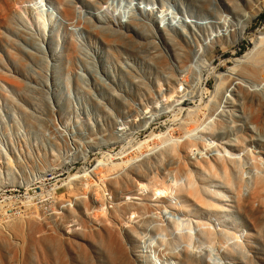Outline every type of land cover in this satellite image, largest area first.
Instances as JSON below:
<instances>
[{"label": "rangeland", "instance_id": "1", "mask_svg": "<svg viewBox=\"0 0 264 264\" xmlns=\"http://www.w3.org/2000/svg\"><path fill=\"white\" fill-rule=\"evenodd\" d=\"M212 1L219 26L195 0H0V264H264V72L245 73L264 58V0ZM100 26L147 48L118 51ZM166 31L196 51L184 70ZM158 48L183 82L176 96ZM207 121L195 133L236 163L183 137ZM102 170L116 176L103 203ZM73 184L92 194L62 212Z\"/></svg>", "mask_w": 264, "mask_h": 264}, {"label": "bare ground", "instance_id": "2", "mask_svg": "<svg viewBox=\"0 0 264 264\" xmlns=\"http://www.w3.org/2000/svg\"><path fill=\"white\" fill-rule=\"evenodd\" d=\"M196 2H198L199 3V7H200V9H201V11L204 13V17H207L208 19H212L213 20V22H212V24L213 25H215V26H219L221 23L219 22V20H224V19H222V15L220 14L221 13V9H222V3L221 2H219V1H212V0H195ZM231 1H233V0H231ZM35 7V8H34ZM37 8H36V5H32V9H30L32 12H36L37 10H36ZM141 10L142 9H140V14H141ZM146 11H148V10H146ZM150 11H152L153 12V9H151ZM80 12V11H79ZM142 13L144 14V10L142 11ZM40 14V13H39ZM139 14V15H140ZM130 15L131 14H129L128 16L130 17ZM137 15V14H136ZM133 16H135L134 14H133ZM132 15H131V18H130V20L132 19V17H133ZM169 15H168V13L166 12V11H162L161 12V18H163V19H166L167 17H168ZM134 18H136L137 19V17L135 16V17H133V20H127V21H130V23H128L129 24V26H130V28H132V27H138V29L139 30H141L142 32H143V34H146L148 37L150 36V33H152V32H149L148 33V31H146L147 30V28H148V26H146V25H148V24H140V23H143V22H140L138 19V21L136 20L135 21V19ZM139 18V17H138ZM141 18V17H140ZM139 18V19H140ZM169 20V19H168ZM211 20V21H212ZM77 21V20H76ZM126 21V22H127ZM207 21H209V20H207ZM123 23V22H122ZM226 23V22H225ZM224 23V24H225ZM124 24V23H123ZM210 24V23H209ZM208 24V22H206V23H201V27L202 28H210V26H211V24H210V26H208L209 25ZM145 25V26H144ZM239 25V24H238ZM237 25V26H238ZM103 26V25H102ZM101 27V26H100ZM100 27H98V28H100ZM147 27V28H146ZM150 27V26H149ZM228 27V26H227ZM227 27H225L226 28V30L228 31V28ZM211 28H213L212 26H211ZM241 28V27H240ZM101 29V31L102 32H99L101 35H103V36H105V38H107V40H109L108 42L109 43H114V44H117V49H118V51L119 50H122V52H126L127 50H129V49H131V50H134V51H137V49H139V48H143V49H146L147 48V44H143V43H140V42H138L137 40H135L134 38H132V37H128V35H124V36H121L120 38H114L113 37V35H114V33L112 34L111 33V30L109 29V27H101L100 28ZM151 29V28H150ZM150 29L148 28V30L150 31ZM94 30V29H93ZM92 30V31H93ZM115 31V30H114ZM113 31V32H114ZM234 31V30H233ZM244 33V32H243ZM149 34V35H148ZM153 35V34H152ZM212 35V34H211ZM163 36H164V40H165V42H167L169 45H170V49L172 50V52H173V55L175 56V59H176V61L178 62L177 64L179 65V69L181 70V69H185V67H188L187 65H189L188 64V62H190V59H191V57L196 53V51H195V49H194V47H192V46H190L189 45V43H188V40L186 39V38H179L178 37V34H174V33H170V32H163ZM214 35H212L211 37H213ZM220 36V34H217L216 35V37L214 38V39H216L217 37H219ZM148 40V39H147ZM153 41V40H152ZM216 41H218V40H216ZM119 43V44H118ZM35 44V43H34ZM120 45V46H119ZM154 45V44H153ZM155 48H157L156 46H154ZM159 49V48H158ZM139 50H141V49H139ZM115 49L113 50V52H112V54L114 55L115 54ZM35 53V52H34ZM82 54H83V52H82V50H81V48H78V50H76V48H75V55H74V57H75V61L76 62H78L79 60H83L82 59ZM38 55V54H37ZM151 56H152V60L154 61V63H155V65H156V67H158L159 69H161L164 73H166V74H168L170 77H173L175 80H174V82H175V84H174V86H173V88L171 89V92H173V95H177V94H179V92L177 91V86H179L180 84H182L183 82L180 80V79H178V77L176 76V74L175 73H173L172 71V69H170V65H168V63L170 62H168L167 61V59L168 58H166V56H165V54L163 53V52H160V49L158 50V51H155L154 53H151ZM38 57V56H37ZM113 58H115V60L114 61H116V62H120L121 60H120V58H121V56H119V54H118V52H116V54H115V56L113 57ZM245 61V59H241L240 60V62H244ZM32 65H30V67H31ZM68 70L69 71H72V72H74L76 69H75V65H74V62L73 61H70V63H69V65H68ZM176 70V69H175ZM186 71H188V70H186ZM247 72H245L247 75H250V76H252V77H255V78H258L263 72H264V58H258L257 60H256V62H255V64L252 66V68L250 69V70H246ZM230 74V73H229ZM127 75H128V77H131V79H135V80H137L136 79V77H138V76H136L135 77V75H133L132 74V72H128L127 73ZM234 76V75H233ZM241 78V77H240ZM139 80V79H138ZM184 81V80H183ZM188 81V80H187ZM244 81V80H243ZM238 82V81H237ZM246 82V81H245ZM261 82H262V80H261ZM236 83V82H235ZM171 84V83H170ZM185 84V83H184ZM240 83H236V85H239ZM241 85H243V84H241ZM170 86V85H169ZM31 87H32V85H31ZM247 89H248V91L250 92L251 90L252 91H254L253 89H255V88H251V87H249V85H248V87H246ZM35 89V88H34ZM28 93V92H27ZM110 93V92H109ZM111 93L112 94H114V92L113 91H111ZM152 93V92H151ZM33 95V94H32ZM258 97V96H257ZM128 99H130V97H126V98H124V101H125V103L126 104H128L129 102H128ZM218 103V102H217ZM182 104V103H181ZM220 105V104H219ZM24 107V106H23ZM218 114V113H217ZM51 115V114H50ZM211 115V114H210ZM219 116V115H218ZM51 117H52V115H51ZM212 117V116H211ZM45 118H47V115H46V117ZM51 119V118H50ZM201 120V119H200ZM210 120V119H209ZM211 121H212V119H211ZM50 123L49 124H47L48 122H43V126H44V124L49 128V129H52V127L51 126H53L54 124H53V121L52 120H50L49 121ZM201 122V121H200ZM207 122H209V121H207ZM211 122H209L208 124L207 123H205V122H203V123H201V125L200 126H196V128H194V129H191L190 130V128H189V130L188 131H186L185 132V134L183 135V137H187V136H191L190 138H187V139H190V141H191V144H192V142L194 143V142H197V141H200L198 138H193L195 135H193L197 130H199V129H201L202 131L204 130H208V129H206L205 127H204V129H202V127L204 126V124H206V125H209ZM196 124V123H195ZM213 126V125H212ZM217 126V125H216ZM192 128H193V126H192ZM208 128H210V130H211V127H208ZM186 130L188 129V127L187 128H185ZM54 130V129H53ZM200 131V130H199ZM181 132V131H180ZM198 132V131H197ZM206 132V131H205ZM201 133V132H200ZM180 134V133H179ZM196 134V133H195ZM192 135H193V137H192ZM196 136L198 137L199 136V138L201 137V135H197L196 134ZM195 136V137H196ZM171 137H173V136H171ZM170 137V138H171ZM182 138V137H181ZM193 138V139H192ZM103 139V138H102ZM175 139V138H174ZM186 139V138H185ZM201 139V138H200ZM205 139H206V137H205ZM178 140H180V139H178ZM178 140H174L175 142H177L178 144H180L181 142H184V141H182L181 140V142L180 141H178ZM184 140V139H183ZM165 142H167V141H163L162 142V144H164ZM171 142V141H170ZM201 142H204V140H203V137H202V139H201ZM204 143H206V142H204ZM158 145V144H157ZM206 145H207V143H206ZM150 146V145H149ZM149 146H146L147 148L149 147ZM164 146V145H163ZM211 144H209V145H207V147H210V148H207L209 151H210V149H211ZM155 147V146H154ZM180 147V146H179ZM178 145H175L174 146V149H175V151L176 150H178ZM212 147H214V146H212ZM146 148V149H147ZM151 148V147H150ZM149 148V149H150ZM204 148H205V146H204ZM205 148V149H206ZM152 149V148H151ZM150 149V150H151ZM147 151V150H146ZM205 151H207V150H205ZM212 152H216L218 155H220V157H222V158H226V156L228 155L229 157H230V160L232 161V162H234V163H236L238 160L236 159L237 157H235V153H233V152H231V151H226L225 150V152L224 153H222V151L220 152L219 150H212L211 149V151L210 152H208V153H212ZM200 153V152H199ZM205 153V152H204ZM142 155H143V153H141ZM145 154V153H144ZM207 154V153H206ZM140 155V154H139ZM202 155H203V152L201 153V155L199 154V156H201L202 157ZM138 156V155H137ZM204 157H205V155H203ZM211 156V155H210ZM214 156V155H213ZM203 157V158H204ZM202 158V159H203ZM213 159H215V158H213ZM130 160H131V158H130ZM129 160V161H130ZM135 160V159H134ZM205 160V159H204ZM206 160H212V159H209V158H207ZM175 161V160H174ZM225 162V161H224ZM174 163V162H173ZM169 165V164H168ZM175 165H176V162H175ZM103 168V167H102ZM126 168H128V167H126ZM223 168H224V172H225V174H227V175H230V173H231V170H230V168L227 166V164L225 163V165L223 166ZM106 169V168H105ZM104 169V173H105V170ZM101 172V174L103 173V170L102 171H99V173ZM115 172V171H114ZM114 172H112V173H114ZM103 173V174H104ZM98 174V173H97ZM102 174V175H103ZM109 174V176H102L101 175V177L102 178H98V179H100L99 180V182L101 183V184H103L102 186L104 187V189L102 190L103 191V194L102 195H100V199H99V201L101 202V203H103V202H105V200L106 199H108V196H110L111 194H110V191L109 190H107V187H106V185L105 184H107L106 182H109L110 180H112L113 178H115L116 176H111L110 175V173H108ZM100 175V174H99ZM172 175V174H171ZM76 177H74V179H75ZM79 178V177H78ZM92 180V179H91ZM71 181H73V178L71 179ZM93 181V180H92ZM96 182V181H95ZM95 182H93V183H95ZM261 184L263 183V180L262 179H260V181H259ZM67 183V182H66ZM68 183H70L71 184V182L69 181ZM91 184V183H90ZM66 185H68V187L70 188V190L72 189V187H70L69 186V184H66ZM105 185V186H104ZM101 185H99V184H95V185H93V187H102ZM89 186H87L86 188H88ZM68 188V189H69ZM85 188V187H84ZM90 188V187H89ZM73 191H72V194H73V196L71 197V199H69V200H65L64 201V206H60L58 203V205L57 206H59V207H62V212H64V211H66L67 210V208L68 209H71V210H76L77 208H79V206H80V204L82 203V202H84V201H86V200H88V195H90V194H92L91 193V191H90V189H87V190H89V191H87V192H84V191H82L81 189H77V188H75L74 187V184H73ZM102 189V188H101ZM121 189V187H120V185H117L116 186V190H120ZM101 191V192H102ZM100 193V192H99ZM99 193L97 192V197H96V199H98V195H99ZM43 197V196H42ZM59 197L56 195L55 196V194L54 195H52V196H49V198H48V200L47 201H49V203L50 202H53V203H55L57 200L56 199H58ZM109 200V199H108ZM45 202H46V200H45ZM30 203V204H29ZM28 204L29 205H31V202H29ZM27 203H26V205H28ZM5 205V204H4ZM25 205V206H26ZM36 205H38V204H36ZM36 205L34 206V204H32V206H29V207H36ZM45 205H46V203H45ZM44 205V206H45ZM49 205V204H48ZM47 206V205H46ZM53 206V205H52ZM28 207V206H27ZM28 207V209H30ZM37 207H39V206H37ZM37 207H36V209H37ZM41 208H42V206H40ZM2 208H4V207H2ZM2 208H0V211H1V213L0 214H2V216L4 217V218H6L7 217V212L5 211V210H3ZM14 208V207H13ZM44 208V207H43ZM42 208V209H43ZM11 209V208H10ZM17 209V208H16ZM26 209V208H25ZM27 209V210H28ZM45 209V208H44ZM106 209V208H105ZM13 210V209H12ZM21 213H22V210H21V208H20V210H19ZM25 211V210H24ZM38 211V210H37ZM29 212H30V210H29ZM33 212H36V210L35 211H33ZM42 212V211H41ZM101 212V211H100ZM25 213H26V211H25ZM23 214V215H26V214ZM58 213V212H57ZM57 213L55 212V211H50L49 212V216L52 218V219H55L56 218V215H57ZM102 213V212H101ZM101 213H99L98 215H99V217H100V214ZM17 214V213H16ZM16 214H14V215H16ZM96 214V213H95ZM103 214V213H102ZM101 214V215H102ZM12 216H13V213L11 214ZM18 215V214H17ZM19 215H21V214H19ZM27 215H28V213H27ZM26 215V216H27ZM6 216V217H5ZM9 216V215H8ZM39 216V215H38ZM37 216V217H38ZM1 217V216H0ZM10 217V216H9ZM9 217H7V218H9ZM16 217V216H15ZM25 217V216H24ZM28 217V216H27ZM2 218V217H1ZM97 218V217H96ZM95 218V219H96ZM3 219V218H2ZM99 219V218H98ZM6 220V219H5ZM10 220H12L11 218H10ZM76 224H77V221H76ZM45 235H46V240H48L52 245H54V244H56V243H58V247H57V251L59 252V254H57L58 256H61L60 258L62 259L63 258V254L61 255V253H62V247L60 246V240L56 237V235L55 234H52V233H45ZM56 248V247H55ZM130 257V256H129ZM2 257H1V255H0V262H2Z\"/></svg>", "mask_w": 264, "mask_h": 264}]
</instances>
